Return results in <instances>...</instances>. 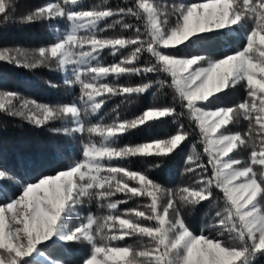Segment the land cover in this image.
Instances as JSON below:
<instances>
[{
  "label": "snow or ice",
  "instance_id": "snow-or-ice-1",
  "mask_svg": "<svg viewBox=\"0 0 264 264\" xmlns=\"http://www.w3.org/2000/svg\"><path fill=\"white\" fill-rule=\"evenodd\" d=\"M106 4L107 0L105 5L49 0L22 22L65 21L63 29L56 27L54 42L31 50L0 49V61L31 70H59L66 86H79L78 97L55 105L0 91V112L37 127L63 122L65 126L53 131L81 137L78 161L36 182H21L19 195L0 202V264H57L55 257L66 256L73 244L87 248L79 264H255L264 256V0H200L173 4L170 10L150 0H125L116 8ZM0 14L4 21L15 15V0H0ZM117 27L134 34L104 35ZM240 37L244 46L219 58L193 54L212 41ZM121 49L130 52L103 63L105 50L117 56ZM181 51L186 54H173ZM145 54L149 60L140 64ZM150 73L165 74L171 82L118 83L122 77ZM110 77L114 82H108ZM153 83L173 89V103L148 107L132 119H121L117 113L111 123H104L103 117L95 120L109 99L143 95ZM238 86L246 92L241 102L212 107ZM176 102L199 130L207 163L193 143L194 154L185 164L194 167L185 172L199 179L164 189L148 170H130L120 162L169 158L189 138L184 125L168 139L123 147L117 141L175 117ZM241 118L248 122L247 131L228 132ZM249 146L246 164L233 158L236 150ZM9 178L0 171V183ZM117 194L126 199H115ZM132 198H146L148 203L121 212L119 205ZM86 203L108 214L90 212L86 222L74 224ZM201 204L219 210L214 223L207 225L212 231L202 228L195 234L184 210ZM128 237L147 244L120 246Z\"/></svg>",
  "mask_w": 264,
  "mask_h": 264
},
{
  "label": "trees",
  "instance_id": "trees-1",
  "mask_svg": "<svg viewBox=\"0 0 264 264\" xmlns=\"http://www.w3.org/2000/svg\"><path fill=\"white\" fill-rule=\"evenodd\" d=\"M162 4H181L195 3L200 0H152ZM43 0H15V15L9 20L4 21L0 14V48H38L48 46L54 42V27L63 29L65 21L63 20H42L32 23L22 22L24 16L39 7ZM86 5H105V0H85ZM125 0H107L106 6L116 8L123 6ZM129 22H134L129 19ZM132 36L133 32L121 33L119 27L115 31L104 33L106 36L119 35ZM227 39V38H226ZM244 46V40L240 38L219 39L210 42L202 49L193 54H204L210 57L219 58L230 54L231 51L238 50ZM130 49H121L120 54L112 56L108 50L103 54V63L105 65L118 61L121 56H126ZM176 55H183L186 52H174ZM149 60L147 54L141 59L140 64ZM64 76L58 70H50L46 67H40L35 70L18 67L14 63L0 61V91L17 92L24 98L35 99L37 102L49 104H63L70 102L74 97L79 96V86L75 90L64 84ZM166 80L171 82L170 77L165 74L150 73L147 76H126L119 79L121 85L137 86L148 81ZM108 82H114L110 77ZM54 85V86H53ZM244 88L238 86L235 89L227 90L222 96L219 104L212 107H228L241 102L245 98ZM175 93L169 87H161L153 83L151 89L143 95L130 98L113 97L108 100L106 105L95 118L99 120L103 117L104 123H111L117 113L121 119H132L140 115L143 110L160 104L173 103ZM177 115L173 118H167L162 122L147 127H141L123 135L118 141L117 146L136 145L144 142H150L156 139H168L175 134L180 124L184 125L185 131L190 133L186 140L169 158L158 160L157 158L133 157L129 160L120 162L130 170H148L151 179L159 183L164 189H175L185 185L193 184L199 179L196 173L185 172V161L192 152L193 143L197 144V151L201 159L207 163V156L203 153V145L199 143V130L189 119L186 109L180 107L176 102ZM182 113V114H181ZM93 120V122H95ZM241 120V119H240ZM237 125L239 126V122ZM65 126L63 122H54L47 126H34L28 121L19 117H12L0 112V171H4L9 179L0 183V202L7 197L19 195L21 182H36L44 175L55 174L56 171L66 168L69 164L78 161L80 156L77 136L75 138L65 136L63 133L53 131L54 128ZM245 155H249V147L242 148ZM248 161V157L246 159ZM159 164V167L156 165ZM257 171L260 168L257 166ZM210 172V169H209ZM217 197L222 193L217 192ZM117 200H124L122 194H117ZM148 203L146 198H132L126 204L119 205L121 212L125 209L136 208L138 205ZM222 207V203L220 204ZM94 215H107V209H100L95 203L87 206ZM219 207L208 204H201L197 207L184 210V219L190 230L195 234H200L202 228L206 233L212 231L207 225L214 223L213 217ZM137 237H128L120 242V246L133 245L140 248L147 243L141 240H135ZM87 248L73 244L71 251L66 256L57 255L55 259L57 264H79ZM37 262L39 258H36ZM255 264H264V256H259Z\"/></svg>",
  "mask_w": 264,
  "mask_h": 264
},
{
  "label": "rangeland",
  "instance_id": "rangeland-1",
  "mask_svg": "<svg viewBox=\"0 0 264 264\" xmlns=\"http://www.w3.org/2000/svg\"><path fill=\"white\" fill-rule=\"evenodd\" d=\"M46 2H49V0H43V2L40 4V6H42ZM52 2H55V0H52ZM150 2H153L154 4H156L157 7H160L161 9H164L165 7H168L169 10H170V6L171 5L157 3V2L152 1V0H150ZM55 29H56V27L53 28L54 34H55ZM0 49H4V48H0ZM21 49H26V48H21ZM31 49H34V48H31ZM31 49H26V50H31ZM60 73L64 76V73H62V72H60ZM244 94L246 96V92L245 91H244ZM68 126H70V125H68ZM247 129H248V122L246 120H244V119L241 118V120L239 122V126L237 125V123L232 124V125H230L228 127L227 131L230 132V133H237V132L244 133V132L247 131ZM76 136H77V139H78L77 142L79 143L78 144V146H79L80 145V142H81V137L78 134ZM249 148L251 149L250 146H249ZM257 150H258V148H257ZM249 155H245L242 148L236 150L232 154V156H233L234 159H240V160L244 161L245 164L247 163L246 159H247V157H249ZM166 200H167V196L164 195L163 198H162V203H166ZM87 206H89V204L86 203L82 208L78 209V211L80 212V216H79V218H77L74 221V224H77L78 225L81 222H86V219L85 218H86L87 214L91 212L90 210H87ZM135 240H141V239L137 238V239H134V241ZM141 241H143L144 243H147V240H141Z\"/></svg>",
  "mask_w": 264,
  "mask_h": 264
}]
</instances>
